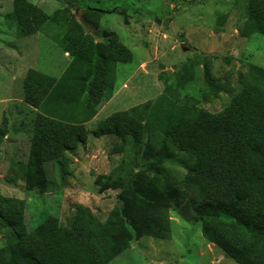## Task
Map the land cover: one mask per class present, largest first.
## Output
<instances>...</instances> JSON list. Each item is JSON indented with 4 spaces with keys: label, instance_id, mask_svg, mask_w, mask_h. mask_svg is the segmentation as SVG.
<instances>
[{
    "label": "trees",
    "instance_id": "16d2710c",
    "mask_svg": "<svg viewBox=\"0 0 264 264\" xmlns=\"http://www.w3.org/2000/svg\"><path fill=\"white\" fill-rule=\"evenodd\" d=\"M37 9L30 0H14L7 18L22 36H29L36 32V23L43 28L49 19H56L44 11L34 20ZM100 15L99 9L87 8L81 19H61L64 46L74 56L61 77L34 68L25 75L23 99L38 110L28 159L18 162L28 190L46 191L48 162L58 165L63 175L70 173V151L88 139L85 123L97 114L103 99L115 92L117 64L133 60L132 49L116 31H105L106 42H95L86 33L83 23L99 27ZM221 16L223 22L228 18L226 13ZM242 32L264 35V0H248ZM205 69L209 87L216 93L220 87ZM188 75L183 69L167 83L148 113L132 109L106 117L93 134H113L124 141L133 137L147 144L156 139L168 150L172 146L185 153L191 164L181 182L187 194L181 216L200 221L203 236L236 263L264 264V66L251 63L239 73L235 94L219 112L201 106L195 94L182 92ZM8 131L9 118L4 115L0 154ZM117 148L122 151L124 145ZM126 191L133 195L131 201L126 196L125 205L113 209L106 220L78 203L70 225L50 217L31 230L25 219V199L0 193V218L17 237L16 243L0 247V264H111L134 238H169L167 207L149 203L132 189Z\"/></svg>",
    "mask_w": 264,
    "mask_h": 264
},
{
    "label": "rangeland",
    "instance_id": "374dc122",
    "mask_svg": "<svg viewBox=\"0 0 264 264\" xmlns=\"http://www.w3.org/2000/svg\"><path fill=\"white\" fill-rule=\"evenodd\" d=\"M30 1L38 7L32 16L34 20L44 11L56 17L55 21L49 19L38 34L50 38L53 45L39 46L34 42L35 36H22L17 25L7 18L14 0H0V45L10 52L12 62L18 61V55L22 66L27 68L58 59L64 52L61 45L65 28L60 24L61 19L63 22L81 19L87 8L99 9L102 19L99 30L116 31L132 49L134 57L130 62L117 64L116 82L122 95L109 101L88 123L87 144L70 151V173L63 175L53 162L45 164L48 182L45 192L26 189L24 172L18 162L28 159L32 131L27 124L21 130L23 133H18L17 128H22L18 120H9L8 132L12 130L14 137L23 139L13 147H10L11 136L4 140L5 148L0 154V193L25 199V219L31 230L50 217L70 225L78 203L89 206L99 218L106 220L113 209L125 205L126 196L131 201L133 195H128L126 189H132L149 203L167 207L171 235L167 239L134 238L111 264H238L203 236L200 221L181 216L180 208L187 198L181 182L191 164L185 153L172 146L168 150L156 139L148 144L135 142L133 137L124 141L113 134L98 139L93 131L100 120L131 106L133 112L148 113L167 83L181 75L183 69L188 70L190 80L181 88L182 92L195 94L200 98L199 104L212 112L223 110L238 88L239 73L246 71L251 63L264 66V35L242 32L248 18V0ZM223 13L228 15L225 22ZM90 16L95 17L92 13ZM157 19H170V24L164 27ZM86 28L96 30L89 25ZM27 41L34 43L27 51L20 52L19 47ZM205 67L220 87L216 93L209 87ZM10 85L15 86V91L7 93L4 88H11ZM22 90V79L14 82L8 75L0 79V122L4 115L12 116L10 112L16 108L15 102L6 98H17L15 92L21 95ZM119 145H124L122 151L118 150ZM157 151L161 152L159 156ZM9 242L16 243L17 237L13 228L0 218V247Z\"/></svg>",
    "mask_w": 264,
    "mask_h": 264
},
{
    "label": "crops",
    "instance_id": "0c3cea01",
    "mask_svg": "<svg viewBox=\"0 0 264 264\" xmlns=\"http://www.w3.org/2000/svg\"><path fill=\"white\" fill-rule=\"evenodd\" d=\"M77 18L80 19V17H77ZM101 21H102V19H101ZM83 25L85 27L86 33L91 34L94 37L95 42H106L108 40V37L106 36V33H105V31H107V29H105L104 31H100L99 30L100 26L95 27L93 24L87 23V22L83 23ZM88 25L90 27H94L96 30H90V28H86ZM38 26H39V23H36L35 24V27L37 29L36 32L32 35H29V36H35L34 42L36 45H39V46L42 45V46H48L49 47L50 43H52V40L50 38H48L47 36L41 37V35H38L40 33V30L42 29V28H39ZM29 36H25V37H29ZM34 42L27 41L26 43H23L19 47V51L20 52L27 51L32 46V44ZM52 45H53V43H52ZM61 47L64 51L63 54H60V57L58 59H55L53 62L51 61V62H48L47 64H46V62H43V64H37V66H28L27 68H24L22 66L23 63L21 62L20 57L18 55H16L18 58L15 57L18 59V61L12 62L10 60V58H11L10 52L8 50H6L4 48V46L0 45V79H2V77H4L5 75H8L10 80H12L14 82L22 79V87H23L25 75L30 68H34V69L39 70L45 74H48V75H51V76H54L57 78L61 77L67 71L68 67L70 66V64L72 63V61L74 59V56L71 54V52L68 51V49L64 46L63 39H62ZM116 71H117V69H116ZM73 74H75V69L73 71H71V73H70L71 76ZM123 85L127 86L126 83H124ZM1 86H3L2 80H1ZM10 86H12V87L8 88L7 86H5V88H4L7 93L11 92L12 90L15 91V86H13V85H10ZM22 93H23V90L21 92V95H19L18 93L15 92V94H17V96H18L17 98L10 97V96L8 98H6V100H8V101L15 102L13 106L16 108H15L14 112H10V114L12 116H8L7 114H6V116L9 118L10 121H13V122H14V120H13L14 118H16L18 120L19 126L22 127V128H17L18 133H23L21 130H23V127L27 126V124L29 125L28 130L32 131L31 127L33 125V120L35 118L36 112L38 111L36 108L32 107L30 104H28L27 102L24 101V99L22 97ZM121 95L122 94L120 93V88H117V82H116L115 92L112 95L106 96L103 99V101L101 103V107H100L99 111L97 112V114L91 120H89L85 123V126L87 127V129H88V123H90L91 121H93L97 117V115L99 114L101 109L106 104H108L109 101H113L116 98L120 97ZM132 109L133 108L131 106L130 108H128L126 110L116 111V112L112 113L110 116L117 114V113H122V112L123 113L124 112H131ZM20 117H23V119L21 120ZM25 119H27V123H26ZM98 123H97V125H98ZM88 131H89V129H88ZM8 133L9 134L7 135V137L8 136L12 137V139H11L12 145L10 147L17 145L18 143H20L22 141L21 139H23V137H14L12 130H11V132H8ZM89 133H90V131H89ZM104 136L105 135L96 136V138L100 139L101 137H104ZM29 137H30V142H31L32 137L31 136H29ZM88 137H89V134H88ZM87 141H88V139H87ZM87 141L81 145H86ZM80 146H79V148H80ZM4 148H5V146L3 144L2 149H4ZM76 160H77V158H76Z\"/></svg>",
    "mask_w": 264,
    "mask_h": 264
},
{
    "label": "water",
    "instance_id": "95a60500",
    "mask_svg": "<svg viewBox=\"0 0 264 264\" xmlns=\"http://www.w3.org/2000/svg\"><path fill=\"white\" fill-rule=\"evenodd\" d=\"M156 22L163 25L164 27H167L170 24V19H165V20L157 19Z\"/></svg>",
    "mask_w": 264,
    "mask_h": 264
}]
</instances>
